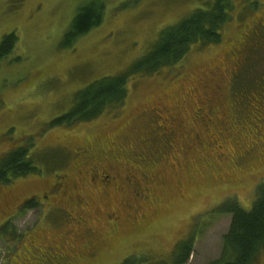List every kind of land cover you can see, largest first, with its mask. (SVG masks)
Here are the masks:
<instances>
[{"label":"rangeland","instance_id":"374dc122","mask_svg":"<svg viewBox=\"0 0 264 264\" xmlns=\"http://www.w3.org/2000/svg\"><path fill=\"white\" fill-rule=\"evenodd\" d=\"M98 1L102 23L69 41ZM233 3L219 43L130 76L123 104L66 126L53 121L79 91L133 73L217 0H0V46L17 38L0 62V167L25 149L35 169L0 183V264H172L189 243L186 264L221 258L220 209H250L264 186V0Z\"/></svg>","mask_w":264,"mask_h":264},{"label":"trees","instance_id":"16d2710c","mask_svg":"<svg viewBox=\"0 0 264 264\" xmlns=\"http://www.w3.org/2000/svg\"><path fill=\"white\" fill-rule=\"evenodd\" d=\"M247 1L253 6L258 3V0ZM233 9V0H217L212 9H198L178 24L169 27L162 33L153 50L136 62L133 73L106 77L79 91L71 110L54 120L53 124L71 126L80 121L91 120L105 109L120 106L127 97L130 76L149 74L176 65L187 55L192 44L219 43L223 28L233 18ZM104 10V3L99 1L81 8L67 34L68 40L74 42L99 26L103 21ZM16 39L13 34L3 39L0 62L12 51ZM11 156L13 157L4 161L0 167V183L10 182L14 176L26 175L35 170L31 161L27 160L25 149H19ZM220 210L230 214L232 219L229 231L224 236L222 256L213 264H254L264 248V186L257 191L256 201L250 209L243 208L233 200L230 206H224ZM190 244L186 246L184 256L176 257L172 264L187 263L192 252ZM130 262L132 261L127 259L122 264H133ZM140 264L147 262L145 260ZM154 264L163 263L160 261Z\"/></svg>","mask_w":264,"mask_h":264},{"label":"flooded vegetation","instance_id":"af4514ba","mask_svg":"<svg viewBox=\"0 0 264 264\" xmlns=\"http://www.w3.org/2000/svg\"><path fill=\"white\" fill-rule=\"evenodd\" d=\"M102 178H104L103 180H106V179H108L109 178V176H107L106 178H105V176L104 177H102ZM109 180H110V178H109ZM109 180H107L106 182H108ZM103 183H105V182H103ZM47 198V197H46ZM62 256V255H61ZM63 257V256H62ZM63 258H65V257H63ZM64 260V259H63Z\"/></svg>","mask_w":264,"mask_h":264},{"label":"snow or ice","instance_id":"6c2138e0","mask_svg":"<svg viewBox=\"0 0 264 264\" xmlns=\"http://www.w3.org/2000/svg\"><path fill=\"white\" fill-rule=\"evenodd\" d=\"M237 2H238V0H237ZM3 156H4L3 151H0V158H3Z\"/></svg>","mask_w":264,"mask_h":264}]
</instances>
